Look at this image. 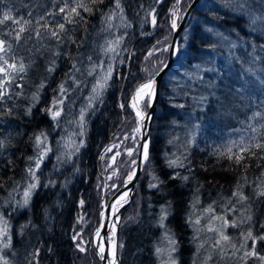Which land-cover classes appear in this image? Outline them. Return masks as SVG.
Wrapping results in <instances>:
<instances>
[{"label":"trees","instance_id":"1","mask_svg":"<svg viewBox=\"0 0 264 264\" xmlns=\"http://www.w3.org/2000/svg\"><path fill=\"white\" fill-rule=\"evenodd\" d=\"M189 2L119 0L117 7V0H0V18L10 12L31 22L19 41L14 39L18 25L11 20L0 25V39L11 45L5 58L26 66L0 99L1 122L18 119L21 112L26 118L14 131L21 134L18 148L15 142L2 143L11 151L0 163V216L10 224L8 247L1 249L7 264H98L90 238L99 221L106 171L100 154L116 132L137 128L129 98L165 62L171 22L179 20ZM73 7L79 15H69ZM257 16H264L261 0H199L192 9L179 33L176 57L159 83L149 158L120 218L118 264H159L157 248L168 238L176 264H199L206 243L224 264H264V240L259 239L264 236V196L258 195L264 187V149L255 147L264 143V20L252 23ZM117 40L116 52L106 54L108 42ZM41 57L47 64L38 69ZM109 67L107 85L89 107L93 86ZM61 84L66 91L58 96ZM12 96L18 104L6 106ZM49 106L60 116L46 114ZM40 133L49 137L48 151L25 205L24 195L20 198L28 189L23 171L35 163L38 148L29 145ZM245 146L250 150L241 152ZM236 155L243 156L239 163ZM135 158L134 152L119 159L116 188L107 189L105 201ZM170 161L176 164L169 166ZM238 192L246 199L234 195ZM210 221L218 230L206 236ZM249 231L255 239L248 238ZM253 250L256 255H246Z\"/></svg>","mask_w":264,"mask_h":264},{"label":"snow or ice","instance_id":"2","mask_svg":"<svg viewBox=\"0 0 264 264\" xmlns=\"http://www.w3.org/2000/svg\"><path fill=\"white\" fill-rule=\"evenodd\" d=\"M261 2L264 3V0H261ZM119 6H120L119 5V0H117V7H119ZM242 6L243 5H241V7ZM78 7H83V4H79ZM85 10L88 11L89 9L86 8ZM60 12L61 13L65 12V8L64 7L60 8ZM72 13H75L76 15H79V13L77 12V8L76 7H73V8L70 9L69 15H71ZM175 15H176V13L173 12V16H175ZM41 19H44V18L41 17ZM64 19L67 20L69 23L72 22L71 20H69L68 16H65ZM9 20H11L13 24L18 25V30L15 32L14 39L19 41L21 39V34L26 31L25 25L30 24L31 22L28 21V20H22V18L21 19H15L11 15L10 12H4L3 17L0 18V25L4 24L6 21H9ZM256 20H264V16L253 17L252 18V23H255ZM152 23H153V25H155V23H156L154 16H153V19H152ZM171 26H172L173 29L176 28V26H177L176 19L172 20ZM64 28H65V25L63 23L59 24V29H60L61 32L64 31ZM37 35H39V32H37ZM51 35L53 37H57L58 33L56 31H52ZM118 43H119L118 40L114 41V42L113 41H109L108 42L109 46L105 49V53L106 54L108 52L115 53L116 52V46H118ZM10 49H11V45L6 40L0 39V77H2V78H0V99H2L3 96L5 95L6 86L9 85L15 79V75L14 74L23 73L26 70V66H25V64L22 61L17 65V63L15 62L14 58L12 59V62H10L9 59L5 58V55L9 52ZM165 51H167V49H165ZM149 55H152V53H149ZM73 67H75V65H73ZM48 71H54V69L53 68H49ZM111 71H112L111 67H109L108 73L101 80H98L97 83L93 86L92 91H93L94 96L90 97V99H89V107L91 106L92 99L98 98L99 96L102 95L103 90H104V88L107 85V81H108V79L111 76ZM154 84H155L154 80H149L147 83L141 84L136 89L135 94L132 97V103H131L130 106L134 110H136V116H137V118L139 120H142L143 116H144V113L139 108V104H140V102L142 100H144L145 97L151 98V97H153L155 95ZM59 90H60V92L62 94L66 91V89L64 88L63 84H61L59 86ZM57 103L62 104L63 101L62 100H60L58 102L54 101L53 102L54 106ZM121 107H123V105H121ZM84 115H85V110L81 109V112H80V125H81V127H83ZM256 115L259 116L260 114L257 113ZM52 116H53V119L59 117L60 116V111L59 110L52 111ZM262 127H264V126H262ZM135 131L139 132L140 128L137 127L135 129ZM252 131L253 132H257L258 130L255 127H253ZM36 139H37V143H39L40 142V137H37ZM0 146H2V142H0ZM142 147H143V158H144L145 161H147L148 158H149L148 145L145 143ZM255 147L258 148V149H264V143H256ZM249 150L250 149L247 146L241 148V152H247ZM108 151H111V149H108ZM228 151L231 152V148H229ZM128 154L132 155V152L129 151ZM229 158H231V156ZM235 159H236L237 163H239L243 159V156L242 155H236ZM41 162H42V157L40 159L36 160V167L37 168H39V165H40ZM133 163H135V162L133 161ZM175 164H176V161H170L169 162V166H174ZM29 171L32 173L33 176L35 175V173L31 169ZM133 175H134V173H133ZM128 179L131 180L132 179V175H129ZM152 186L155 187V185H152ZM36 187H37V184H34V183L30 184L28 186V189L24 192V197H25L24 204L25 205L28 204L29 197L31 196V192ZM234 195L239 196L240 200L246 199V197H244L242 193L238 192V193H234ZM258 195L264 196V187H262L260 189V191L258 192ZM123 200H125V197L121 196L120 200H118L117 203L119 204L120 201H123ZM81 203H83V201H81ZM208 210L211 211L212 209L209 208ZM217 218L218 219H222L220 217H217ZM249 219H251V217H249ZM197 223H199V221H197ZM225 223H227V221H225ZM97 236H99V232H97ZM221 238L223 240H227L228 239V237L223 235V233H221ZM248 238H253L251 231H249V233H248ZM253 239H255V238H253ZM259 239L264 240V236H261ZM217 244H219V241H217ZM4 247H8V245L5 244ZM77 247H79L80 251H84V248L80 247V245H77ZM157 251L159 252L160 250L157 249ZM100 252H101V259H103L104 258L103 255H102L103 248L100 249ZM112 255H113V259L111 261H109V264H115V260H114V256H115L114 244H113ZM246 255H256V253L253 250L251 253H246ZM2 259L3 258L0 257V260H2ZM260 259L264 260V257H260ZM3 264H7V261H4ZM172 264H175V261H173Z\"/></svg>","mask_w":264,"mask_h":264},{"label":"water","instance_id":"3","mask_svg":"<svg viewBox=\"0 0 264 264\" xmlns=\"http://www.w3.org/2000/svg\"><path fill=\"white\" fill-rule=\"evenodd\" d=\"M197 0H192L190 5L185 10L184 15L179 20L177 26L172 31V38L169 43V48L167 52V59L166 62L161 66V68L156 72V74L151 77L148 80H145V83L149 80H154V91L155 95L151 98L146 97L147 100V109L144 113L143 119L139 120L137 118L138 127L140 128L139 136H138V149H137V157L134 163V166L128 171V173L125 175V178L123 179L122 183L120 184L118 190L114 192L108 199L107 203L102 207L101 215L99 218V223L97 226L93 228V233L91 236V242L94 245V250L97 255V261L99 264H106L108 261V258L112 257L113 255L108 254L106 252L107 247L111 244L112 246V252H113V244H114V260L117 262L119 260V253L117 252V245H118V234H119V225H120V217L122 215V212L124 211V207L129 204V202L132 200L133 195L135 193V185L137 183V180L139 178V174L144 168L145 160L143 158V145L146 143L149 148V128L151 125V118L154 113V108L156 104V98L158 93V85L161 80V76L167 71L169 68V65L172 63L174 58L176 57L177 49H178V38H179V31L186 25V21L188 20L190 16V10L196 5ZM152 24V22H150ZM153 25V24H152ZM135 93V92H134ZM134 93L131 95V100L134 95ZM140 108V107H139ZM136 115V111H134ZM134 173V175H133ZM129 175H132V179L129 180ZM126 192L125 200L120 201L118 204L117 201L119 200L118 195L120 193ZM104 192L101 197L102 202L104 201ZM114 226V227H113ZM99 232L101 244L97 245L96 242L93 241V238L95 237L96 233ZM103 248V259H101V252L100 249ZM118 264V263H117Z\"/></svg>","mask_w":264,"mask_h":264},{"label":"rangeland","instance_id":"4","mask_svg":"<svg viewBox=\"0 0 264 264\" xmlns=\"http://www.w3.org/2000/svg\"><path fill=\"white\" fill-rule=\"evenodd\" d=\"M9 90V89H8ZM146 103L147 100L144 99L140 106H145L146 107ZM50 113L49 115L52 116V111H54V109H50ZM136 131H130L129 133H123L118 135V137L114 138L113 142L109 145L108 149H111V151H108V149L106 150V156H108V160L109 162L106 164V171L104 172L103 177H106L107 181L112 178L113 176H115V170H116V165L119 161V159H121L124 155H129V151H131L132 153L135 152L136 147H137V141H136ZM138 136V135H137ZM36 147L38 148V153L36 155L35 159V163L32 166L31 170L35 173V170H37L36 168V160L40 159L42 157V159H44V155L45 153L48 151V147H47V142L44 141V139H41L39 143H36ZM130 156V155H129ZM114 158V159H113ZM35 175L33 176L32 173L29 171L26 176H25V181L27 183V188L30 184H35V180H34ZM104 184L102 182V188L104 189ZM111 186V185H109ZM106 188V187H105ZM108 187L106 188L107 191ZM24 195V192H21V199L22 196ZM24 198L22 199V202L24 203ZM213 222H208L206 223V229L203 230V232L205 233L206 236L211 235L215 230H218V226L217 223L215 225H212ZM10 230V224H8V221L6 220V218L4 216H0V257H1V249L3 247V245L6 243L7 241V235L6 233ZM160 251L157 253L159 258V264H172L173 261H175L176 264V260H174V249H173V241L171 239H167L164 243H163V247L161 248H157ZM199 251V250H198ZM200 255L198 256L199 259V264H224L222 263V261H219L218 259V251L216 250V248H214L213 246L211 247L210 244L206 243V245L204 246V249L200 250ZM3 258V257H2ZM5 260L2 259L0 260V264H3Z\"/></svg>","mask_w":264,"mask_h":264},{"label":"bare ground","instance_id":"5","mask_svg":"<svg viewBox=\"0 0 264 264\" xmlns=\"http://www.w3.org/2000/svg\"><path fill=\"white\" fill-rule=\"evenodd\" d=\"M163 0H157V3H161ZM192 2V0H190V2L187 4V6L185 7V10L187 9V7L190 5V3ZM199 2V0H197V3ZM196 3V4H197ZM196 6V5H195ZM194 6V7H195ZM193 7V8H194ZM192 8V9H193ZM192 9L190 10V12L192 11ZM152 12L153 11H151L149 14V19H150V22H152V19H153V14H152ZM184 13H185V11H184ZM184 13L182 14V16L184 15ZM190 15H191V13H190ZM182 16L179 18V20L182 18ZM190 17V16H189ZM179 20L178 21H176V24H178V22H179ZM188 20H189V18H188ZM187 20V21H188ZM187 21H186V24H187ZM153 24V23H152ZM152 24H150L152 27H154V25H152ZM186 26V25H185ZM184 26V27H185ZM183 27V28H184ZM182 28V29H183ZM181 29V30H182ZM180 30V31H181ZM172 31H173V28H172ZM180 31H179V33H180ZM145 33H143L142 35H144ZM171 34H172V32H171ZM173 35V34H172ZM179 37H180V34H179ZM171 38H172V36H171ZM171 40V39H170ZM178 40H179V38H178ZM170 43V42H169ZM177 44H178V42H177ZM167 56V55H166ZM131 57V53L130 54H128V61L131 59L130 58ZM168 57V56H167ZM167 57H166V59H167ZM175 59V58H174ZM174 61V60H173ZM172 61V62H173ZM165 62H166V60H165ZM164 62V63H165ZM163 63V64H164ZM47 64V62L44 60V58L43 57H41V58H37V61H36V68H38V69H43L44 67H45V65ZM162 64V65H163ZM161 65V66H162ZM171 65V64H170ZM169 65V66H170ZM161 66H160V68H161ZM159 68V69H160ZM158 69V70H159ZM157 70V71H158ZM156 71V72H157ZM156 74V73H155ZM154 74V75H155ZM153 75V76H154ZM152 76V77H153ZM163 76V75H162ZM161 76V77H162ZM0 78H2V77H0ZM151 78V77H150ZM149 78V79H150ZM162 79V78H161ZM145 80H148V79H145ZM145 80L144 81H142V82H140L139 84H137L136 86H135V88L133 89L134 91H133V93L136 91V89L141 85V84H144L145 83ZM161 81V80H160ZM147 83V82H146ZM160 83V82H159ZM60 86V85H59ZM59 86L58 87H56V94L58 95V96H60L62 93L60 92V90H59ZM158 87H159V85H158ZM66 89V88H65ZM53 90L51 89V88H49V92L48 93H51ZM158 91H159V89H158ZM132 93V94H133ZM37 94V93H36ZM36 94H33V98L36 100V99H38V98H36ZM131 94V95H132ZM135 94V93H134ZM20 95L22 96L23 95V98L24 97H27L28 96V94H27V92L25 91V89H23L22 90V92L20 93ZM157 95H158V93H157ZM144 99H146V97L144 98ZM157 99V98H156ZM15 100V97L14 96H12L11 98H9V99H7V101L4 103L6 106L7 105H12V104H14V105H17L18 103H15V102H13ZM129 108L131 109V111H136V110H134L130 105H131V103H132V100H131V96H130V98H129ZM143 101V100H142ZM141 101V102H142ZM141 102H140V104H141ZM157 102V101H156ZM140 104H139V107H140V110L143 112V113H145L146 112V109H147V103H146V109L145 110H142V108H141V106H140ZM155 106H156V104H155ZM25 108H27V107H25ZM52 109V108H51ZM155 109V108H154ZM155 111V110H154ZM46 112V114H49V112H50V106H49V108H47V110L45 111ZM22 112L21 113H19L17 116H19L18 117V119H13L12 118V121H10V119H7V122L6 121H0V142H4V144H7V143H13V142H15V144L13 145V147L15 146V148H18V141H19V139H21L20 138V136H21V134L19 133L18 135H16V133H14V131H19V129L20 128H22V126L24 125V121H26V118L24 117V116H22ZM154 114V113H153ZM21 115V116H20ZM153 117V116H152ZM151 120H152V118H151ZM151 123H152V121H151ZM151 126V125H150ZM149 130H150V128H149ZM52 133H54V130L52 131ZM123 134V133H122ZM47 134L46 133H40V135H38L37 137H40V140L41 139H44V141H48L49 140V137H45ZM118 135H120V133H117L116 132V134H115V136H114V138H116V137H118ZM14 136V137H13ZM114 138H113V140H114ZM37 143V139L36 140H34V141H32L31 143H30V145H29V148L30 149H32V150H34V149H36L37 147H36V144ZM137 147H136V150H135V153L137 152V149H138V137H137ZM36 147V148H35ZM7 148H4V149H2V146H0V163L1 164H4V163H6V161H4L5 159H7V156H8V154L11 152V151H9V153L7 152V150H6ZM29 149V150H30ZM108 148H105V150L100 154V158H101V162H109V160H108V156H106V150H107ZM7 154V155H6ZM106 163V164H107ZM106 166V165H105ZM13 168H11V170H12ZM37 169V168H36ZM14 170V169H13ZM23 173H24V175L25 174H27L28 173V171L27 170H24L23 171ZM127 193L126 192H124V193H120L119 195H118V197L117 198H119V200H120V197L121 196H124L125 197V195H126ZM128 205V204H127ZM120 232V231H119ZM119 235V234H118ZM93 241L94 242H96V244L97 245H99V244H101L102 242H101V239H100V234H99V236H97V233H96V235H95V237L93 238ZM91 242V241H90ZM91 244H92V242H91ZM92 246H93V249H94V245L92 244ZM106 252L108 253V254H111L112 255V246H111V244L107 247V250H106ZM112 260V257H110V258H108V261L106 262V264H109V261H111ZM118 262V261H117ZM117 262H115V264H117Z\"/></svg>","mask_w":264,"mask_h":264}]
</instances>
